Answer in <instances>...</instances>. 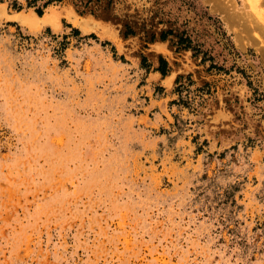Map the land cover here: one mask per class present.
<instances>
[{
	"label": "rangeland",
	"instance_id": "1",
	"mask_svg": "<svg viewBox=\"0 0 264 264\" xmlns=\"http://www.w3.org/2000/svg\"><path fill=\"white\" fill-rule=\"evenodd\" d=\"M45 1L0 0V264H264V0Z\"/></svg>",
	"mask_w": 264,
	"mask_h": 264
},
{
	"label": "bare ground",
	"instance_id": "2",
	"mask_svg": "<svg viewBox=\"0 0 264 264\" xmlns=\"http://www.w3.org/2000/svg\"><path fill=\"white\" fill-rule=\"evenodd\" d=\"M248 1H250V5H251V7L254 5V7H255V2L256 1H252V0H248ZM226 7L227 6H223V8L221 9V10H223V11H225V10H227L226 9ZM225 8V9H224ZM228 8V7H227ZM233 9H231V11H232ZM226 12V11H225ZM53 13V12H52ZM228 13V12H227ZM230 14V13H229ZM231 16H230V19L231 20H233V18L235 19V12H233V13H231L230 14ZM21 16V15H20ZM44 16H46V14L44 15ZM50 16V15H49ZM67 18H68V20H71L70 18H71V14L69 13V14H67ZM75 17V16H74ZM22 18V17H21ZM24 18V17H23ZM22 18V19H23ZM47 18V17H46ZM226 18H229V17H226ZM225 18V19H226ZM25 19V18H24ZM49 19V18H48ZM26 20V19H25ZM24 21V20H23ZM30 21V20H29ZM52 21V20H51ZM76 21V20H75ZM75 21H73L72 22V24H74L77 28H79V30L81 31V33H86V32H89V29H88V25L90 24V23H88V21H83V22H75ZM234 21V20H233ZM22 22V21H21ZM26 22H27V20H26ZM54 22V21H53ZM24 23H25V21H24ZM50 24H52V23H50ZM55 25V24H54ZM56 27V26H55ZM91 27V26H90ZM91 29V28H90ZM102 33V32H101ZM102 36H103V34H102ZM104 37H106V36H104ZM115 41V40H114ZM168 79V78H167ZM169 80V79H168Z\"/></svg>",
	"mask_w": 264,
	"mask_h": 264
},
{
	"label": "trees",
	"instance_id": "3",
	"mask_svg": "<svg viewBox=\"0 0 264 264\" xmlns=\"http://www.w3.org/2000/svg\"><path fill=\"white\" fill-rule=\"evenodd\" d=\"M52 1H60V0H47V1H45L43 4H42V7H44V6H46L48 3H50V2H52ZM35 12L37 13V15L39 16V17H41L42 15H41V8H36L35 9ZM127 33H129V31H126V32H124V34L123 35H125V34H127ZM163 35H160V39H163ZM159 62H162L161 63V66H163L164 67V61L160 58L159 59ZM160 65H159V67L157 68V70H159V72L163 75L164 74V72H165V69L163 68V67H161Z\"/></svg>",
	"mask_w": 264,
	"mask_h": 264
},
{
	"label": "crops",
	"instance_id": "4",
	"mask_svg": "<svg viewBox=\"0 0 264 264\" xmlns=\"http://www.w3.org/2000/svg\"><path fill=\"white\" fill-rule=\"evenodd\" d=\"M48 8L50 9H52V10H54V11H56V12H59V17H61L62 15H63V13L65 12V10L63 11V10H61V8L59 7V6H57V5H55V4H47L44 8H43V11H42V14H43V12H44V10L46 11V10H48ZM68 10V9H67ZM41 14V15H42ZM59 21V20H58Z\"/></svg>",
	"mask_w": 264,
	"mask_h": 264
}]
</instances>
